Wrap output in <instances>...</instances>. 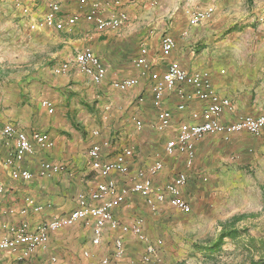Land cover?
I'll return each mask as SVG.
<instances>
[{
	"label": "crops",
	"instance_id": "crops-1",
	"mask_svg": "<svg viewBox=\"0 0 264 264\" xmlns=\"http://www.w3.org/2000/svg\"><path fill=\"white\" fill-rule=\"evenodd\" d=\"M49 1L38 0L39 9L46 11ZM58 1L62 7L61 17L78 14L79 19L67 28L58 24L43 27L61 32V37L55 39L61 50L51 59L52 68L39 75L38 91L25 81L24 89L28 93L25 97L33 107L32 118L26 123L16 118L14 122L4 121L0 125L12 123L28 134L46 131L54 145L48 149L37 146L34 153L15 162L17 166L30 169L33 177L30 180L14 179L11 170L15 165L5 163L13 144L0 135V184L4 186L0 202V239L10 234V226L28 222L34 228L45 220L70 212L78 206L79 194H90L100 181L105 180L92 165L89 166L88 150L94 143L101 145L104 160L114 159L125 147L138 145L139 152H133L127 163L130 167L149 169L158 159L157 154L164 153V141L167 143L177 134L182 122L201 121L194 118L192 112L201 111L206 101L196 97L190 80L177 82L174 87L166 84L164 75L170 64L211 78L213 89L231 100L221 116L223 121H235L248 114H264V0ZM92 9L107 18L125 11L129 19L120 27H102L86 19V13ZM199 11L205 16L200 21H193L192 13ZM164 34L172 35L176 42L168 54L161 48ZM144 48L146 53H143ZM84 49L95 53L106 68L103 81H93L78 64L77 55ZM140 59H146L148 66H138ZM65 62L69 66L63 69ZM123 78H136L138 82L125 90L113 86L114 80ZM6 85L1 76L0 102L8 95ZM156 85L162 92L153 90ZM162 97L163 107L169 109L173 117L168 127L159 129L153 99ZM44 100H49L51 106H44ZM182 102L186 107L180 109L178 104ZM136 119L142 122L141 127L135 123ZM107 152L112 155L107 156ZM167 155L173 156L170 161L173 166H177L180 156L186 157L179 151ZM195 160L194 167L185 171L188 181L184 195L192 205V210L184 213L186 221L175 219L180 212L167 202L151 207L140 194L137 195L142 200L140 207L131 205V209L135 208L147 219L143 228L150 239L163 240L151 261H140L145 242L134 232L112 228L109 224L105 226L101 245L114 253L115 240L122 238L124 243V254L120 257L112 255L115 264H216L208 260L211 249L207 245L213 241L207 238L215 232L220 233L225 223L247 209L250 193L245 169L264 165V130L260 134L236 132L229 139L221 133L207 134L196 141ZM45 161L63 168L58 172L44 170L42 164ZM94 174L95 180H91ZM158 175L149 172L156 187L175 177L168 178L169 173ZM257 192L262 201L260 209L264 195L261 188ZM28 197L41 208L36 209L30 204ZM110 197L107 194L93 203L100 204ZM222 207L227 209L221 210ZM132 212H123L117 206L114 216L123 223L133 224L140 217ZM166 218L175 223L164 225ZM242 221L243 218L236 227H245L242 225L245 223L240 224ZM85 223L89 224V221L80 220L51 231L47 244L28 256L22 248L15 253L2 251L0 264H35L38 258H46L47 264H53L57 261L55 254L60 252L67 255L64 262L76 263L79 261L77 250L84 240L87 244L91 241V248L85 250L91 254L87 257L82 254L83 260L76 264H101L100 260L106 258L103 257L105 251H98L99 246L92 243L93 222L91 227ZM250 231H258V228ZM201 245L205 249L202 250ZM237 246V237H226L219 247L223 252L219 258L228 261L218 259L215 262L237 264V258H233ZM212 254L216 252L213 250ZM250 262L251 255L249 260H240L239 264Z\"/></svg>",
	"mask_w": 264,
	"mask_h": 264
},
{
	"label": "built area",
	"instance_id": "built-area-1",
	"mask_svg": "<svg viewBox=\"0 0 264 264\" xmlns=\"http://www.w3.org/2000/svg\"><path fill=\"white\" fill-rule=\"evenodd\" d=\"M196 97L202 101H206L201 111L194 110L192 112L194 118L201 119L196 122H182L179 125L177 134L168 139L166 143V152L169 154L179 151L187 156V163L191 165L195 158L196 141L203 138L207 134L221 133L226 139H229L233 133L248 131L253 134H260L264 130V114L261 115H243L235 121L225 122L221 116L231 104L228 97H223L214 89L193 92ZM184 96V94H183ZM164 97L153 99V105L158 111L159 129H164L171 124L173 113L163 107ZM180 109L186 107L184 102L178 104ZM138 126H142V122H137ZM0 135L6 139H10L13 144L10 155L6 158L5 163L15 165L11 170V176L14 179L30 180L33 173L28 168L17 166L15 162H21L27 155L35 152L37 146L48 149L53 147L54 140L46 131H34L28 134L15 124L2 125L0 127ZM133 148L125 147L117 153L114 159L104 160L102 157V147L99 143H94L88 152L90 163L105 180L100 181L97 187L90 194L81 193L78 195V206L70 212L45 220L32 228L28 222H23L17 226H10V234L0 239V252L11 251L16 252L22 248L24 255H30L40 247L47 244L50 232L58 230L63 226L75 224L77 221L93 222L92 243L100 245L103 238V231L107 224L112 228H121L123 231L134 232L141 240L145 242L144 253L141 257L143 262H149L153 255L158 251V247L163 244L162 239L152 240L146 234L143 228V219L139 218L133 224L121 223L114 217V209L125 200V194L119 193L111 198L105 199L100 204H94V201L103 199L107 194L115 189V181L111 178V174L119 172L123 174L129 173V165L127 158L133 155ZM44 170L60 171L63 167L50 161L42 164ZM163 167L161 161L152 164L148 171L152 174L157 173ZM143 175V173H141ZM188 181V174L185 171L178 172L175 177L166 183L163 189H156L154 182L150 177L144 176L135 181L130 190L140 194L146 199L151 207H155L158 203L167 202L171 206L183 212H190L192 206L184 195V186ZM4 192V186L0 184V202L1 194ZM28 202L34 204V199L28 197ZM36 209L41 207L35 205ZM2 207L0 204V212ZM115 255L120 257L124 254V243L122 238L115 241ZM85 254L89 256L90 251ZM54 260L56 258L54 257ZM101 264H108L109 258H103ZM47 264V263H44Z\"/></svg>",
	"mask_w": 264,
	"mask_h": 264
},
{
	"label": "rangeland",
	"instance_id": "rangeland-1",
	"mask_svg": "<svg viewBox=\"0 0 264 264\" xmlns=\"http://www.w3.org/2000/svg\"><path fill=\"white\" fill-rule=\"evenodd\" d=\"M51 1L52 0L49 1L48 9ZM47 10L43 11L39 9L38 0H0V77L3 76L5 78V82L7 84L6 92L8 93L6 100L4 102H0V125L4 121L14 122L16 121V118L17 121L21 119V123L30 121V118H32L30 113L32 112L33 107L31 103H27L29 99L25 96L28 93L24 87L26 84H30L34 87V90L38 91L39 88L37 86L40 82L38 79L39 75L44 70L47 71L49 68H52L53 62L51 59H53L55 57L54 55H57V52L61 50V47H59L55 42L57 36L61 37V32L43 28L50 27L44 21V15ZM63 13L64 15L67 14L64 10ZM33 25H35V27H33ZM42 28L44 30H42ZM28 77L29 79L27 80ZM25 81H27L26 84ZM138 121L139 120L136 119L135 123L137 124ZM118 140L121 141L120 138H118ZM121 143L122 142H120L119 147H121ZM165 145L166 140L164 141V153L159 152L156 157L158 159L155 160L156 162H163V168L161 171L154 173V175L159 173L158 176H164V174L169 173L168 178H171L179 171H187L194 167L196 160H193L192 164L188 165L187 156H180L177 166H173L172 164L170 165V161L173 159V156L167 155ZM131 148H133L135 154L139 152L138 145L136 147L131 146ZM111 155L112 153L107 152V156ZM109 159L112 158L110 157ZM136 160H134V162ZM89 166H91L90 159ZM93 171L94 170L89 172V176ZM141 173H143V175H141ZM245 174L247 178L248 192L250 193H248L250 195V203L247 209L244 210V214L240 215L243 217V221L240 222V224L245 223L242 225L248 227V231L237 238L238 246L237 251H235L236 255L233 258H237V264H239L240 260H249L251 255L252 262H250V264H264V202L262 204V208L258 209L262 201L259 196L257 197V193L259 192H257V190H260V188L262 189V186H264V165H260L258 168H246ZM144 176L149 177L147 167L138 168L135 166H129L128 174L123 175L121 173H113L111 178L115 181V189L109 193L111 197L119 193L125 194V200L121 205H119L120 208L123 209V212L133 211V215H137V217L143 219V223L144 221L147 222V219H145L143 215L138 214L135 208L131 209L133 207L131 205L133 204H137V206L140 207V202L142 200L139 196H137V193L130 190V187L135 181ZM91 180H95V174ZM165 185L166 184L158 185V187H156L154 184L156 189H163ZM187 199L190 202V199ZM224 209L227 208H221V210ZM178 211L180 212V215L176 216L175 219L186 221L187 217L185 214L187 212ZM169 212H171V210H169ZM170 219L171 218L164 219L163 224L175 223V221H171ZM117 220L121 222L119 219ZM91 223L92 222L89 221V224H85L90 225L91 227ZM256 228H258V231H250L251 229L256 230ZM218 235L219 233L215 232L212 237H208L207 239L214 241L218 238ZM98 246V251H102L104 249L105 256L103 257L109 258L108 264H115L112 256L115 252H111L106 245L100 244ZM87 248H91V241H89L88 244L86 240L82 241V245L77 250L79 261L83 260L81 259L83 256L87 257L85 254V250ZM215 252L216 254H212V252L208 254L209 261H213L216 264L218 263L215 261L218 259L220 261L223 260L224 262L228 261L225 258H219L223 252L219 250H216ZM55 257L57 261L53 264H69L64 262V260L67 259V255L64 253L60 252L55 254ZM141 257L140 261H142ZM79 261H76V263H79ZM46 262H48V259L38 258L35 264H44ZM76 263L71 262V264Z\"/></svg>",
	"mask_w": 264,
	"mask_h": 264
},
{
	"label": "bare ground",
	"instance_id": "bare-ground-1",
	"mask_svg": "<svg viewBox=\"0 0 264 264\" xmlns=\"http://www.w3.org/2000/svg\"><path fill=\"white\" fill-rule=\"evenodd\" d=\"M58 0H52L50 2V7L44 15L45 23L52 27L54 25H59L60 27H71L76 24L79 19L78 14L69 15L66 18L60 16L61 13V5ZM98 6V5H97ZM93 8V7H92ZM95 8V7H94ZM99 8V7H98ZM205 16L204 12H193L192 13V20L193 21H200ZM86 19L90 22H94L99 26H109V27H120L124 22L128 21L129 15L125 11H121L117 16L114 17H105L100 13L97 9L89 10L86 15ZM35 27V25H33ZM175 40L172 35L164 34L161 40V48L164 53H169L175 47ZM143 53H146V48H144ZM165 54V55H167ZM77 62L82 68V70L89 75L93 81L101 82L106 76V68L104 67L103 63L99 59V57L93 53L89 49H84L80 51L77 55ZM137 65L148 66V61L146 59H140L137 61ZM69 63L65 62L62 65L63 69L68 68ZM146 68V67H145ZM206 75H202L200 73H191L185 68L176 65L170 64L165 75L164 80L169 87H174L177 82H183L186 80H190L194 87L195 92L213 89L212 81L205 77ZM138 82L136 78H123V79H116L113 81V86L119 89H128L129 87L135 85ZM153 90L156 93L162 92L159 86H154ZM43 105L50 107L51 102L49 100H44ZM12 123H5L4 125H8Z\"/></svg>",
	"mask_w": 264,
	"mask_h": 264
},
{
	"label": "trees",
	"instance_id": "trees-1",
	"mask_svg": "<svg viewBox=\"0 0 264 264\" xmlns=\"http://www.w3.org/2000/svg\"><path fill=\"white\" fill-rule=\"evenodd\" d=\"M262 192L264 195V186H262ZM242 218L243 217L239 215L237 216V218H234L230 222H227L225 223V225H223L218 235V238L213 242L208 243L207 245V247L211 249V252H213V250L216 251L215 249L219 250V247L223 244L226 237L238 238L239 236L245 234L248 231V227H239L238 225L236 227V223H238L239 220H241ZM200 248L202 250L205 249V247H203L202 245Z\"/></svg>",
	"mask_w": 264,
	"mask_h": 264
}]
</instances>
